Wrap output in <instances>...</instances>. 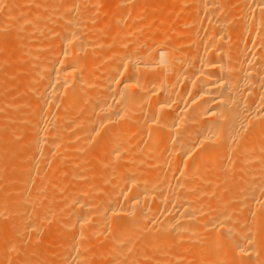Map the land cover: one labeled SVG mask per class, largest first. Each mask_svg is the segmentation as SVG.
Returning <instances> with one entry per match:
<instances>
[{
    "label": "bare ground",
    "instance_id": "1",
    "mask_svg": "<svg viewBox=\"0 0 264 264\" xmlns=\"http://www.w3.org/2000/svg\"><path fill=\"white\" fill-rule=\"evenodd\" d=\"M0 18V67L23 61L0 71L20 92L0 97L1 264L43 217L70 237L11 264H264V0H0ZM67 166L83 183L39 204Z\"/></svg>",
    "mask_w": 264,
    "mask_h": 264
},
{
    "label": "rangeland",
    "instance_id": "2",
    "mask_svg": "<svg viewBox=\"0 0 264 264\" xmlns=\"http://www.w3.org/2000/svg\"><path fill=\"white\" fill-rule=\"evenodd\" d=\"M0 19H1V18H0ZM10 38L12 39V41H14V39H13L14 37H13V38L10 37ZM12 41H11V44H12ZM6 47H8V46H6ZM9 47H10V46H9ZM4 49H5V48H4ZM5 50H6V49H5ZM5 50L0 49V51H2V52H0V53H6L7 50H6V51H5ZM8 50H10V49L8 48ZM3 51H5V52H3ZM2 56H3V55H2ZM19 62H21V63H20L21 65L23 64V61H22V60H19V61H17V63H15V65H14V68H15V69L13 70V71L16 70L15 73L12 71L13 67H11L12 69L9 70V69H10V66H11L12 64L9 65V68L7 67L8 65H7V66L4 65V68H2L3 65H1V67H0V68H1L0 71H3L2 74H4L6 77L8 76L9 78H11L12 82H13V79H12V78H13V77L16 75V73L21 69V66L19 65ZM5 66L7 67V69L5 68ZM17 68H18V69H17ZM3 69H4V70H3ZM9 71H10V73L12 72V74L8 73ZM5 72L8 73V74H5ZM9 74H10V75H9ZM12 75H14V76L12 77ZM2 77H3V76H1L0 78H1V81H2V83H3V86H1L2 84H1V81H0V86H1V87H0V94H3V96L0 95V97L3 99L4 96H5L4 90H7V91H8L7 93L10 94V90H8V86L6 85V86H7V87H6V86L4 85V84H7V83L10 81V79H9V81L7 80V83H5L4 80H2V79H3ZM4 78H5V77H4ZM6 79H7V78H5V81H6ZM10 82H11V81H10ZM12 82H11V83H12ZM9 84H10V83H9ZM20 84H21V85H20ZM20 84H19L18 89H19V88L22 89V85H23V84H22V83H20ZM20 89H19L18 91H21ZM1 92H2V93H1ZM15 92L17 93V91H15ZM15 92L11 93L10 95H12L14 98H15V97H16V98L20 97V96H18V95H20V92L17 93L18 95H17ZM16 95H17V96H16ZM2 99H0V102H1L0 105H1V106L4 105V103H2V102H3ZM1 106H0V107H1ZM18 119H19V118H18ZM18 119H17V122L19 123L20 121H19ZM19 133H21V132H19ZM21 135H23V134L21 133ZM21 135H20V136H21ZM20 136H19V134H18V137H19V138L17 137V139L21 140ZM23 136H24V135H23ZM23 136H22V138H23ZM93 146H94V145H91V147H90L91 149L89 150V151L91 152V155H90V156H91V158H94V159L96 160V159L99 157V152H98V151H100V150L97 149V147H95V146L93 147ZM88 149H89V148H88ZM92 149H93V151H91ZM95 150H97V152H96ZM92 152L94 153V156H93ZM95 155H96V156H95ZM88 157H89V155H88ZM88 157H87V158H88ZM87 158H86V159H87ZM89 159H90V157H89ZM54 160H55V158H54ZM54 160H52V162H54ZM95 160H94V161H95ZM17 161H18V160H17ZM17 161H15V160L13 159V161H12V162L10 161V163H12V164H11L12 166H15V163H17ZM88 161H90V160H88ZM88 161H86L87 164H88ZM91 161H92V160H91ZM94 161H93V162H94ZM14 162H15V163H14ZM89 163H91V162H89ZM8 165L10 166L9 163H8ZM17 165H18V163H17ZM20 165H21V164H20ZM47 170H48V169H47ZM57 170H58V169H57ZM61 170H62V171H61ZM48 171H49V170H48ZM60 171H61V173H60ZM54 173H55V172H54ZM57 173H58V174H57ZM56 174H57V178H59V179H57L56 176H55V180H57L58 182H59V181H60V182L63 181V180H61V179H62V177H63V179H64V175H65V179H67V180H65V181H67V182H65V183H63L64 181L62 182L63 184H65L64 187L62 186L63 184H62V185H61V183L59 184V190L57 191V189H56V192H58V193H57V194H56V192L54 193V202L49 203V199H46V197L48 198V196H49V195H48V191H47V194H45L46 196L44 195V196H45V200H48V201L43 200L44 198L41 199V200L39 201V204H40V202H41L42 204H47V203H48V204H47V208L50 206L49 204H53V205H51V207H50L51 209H52V206L54 207L55 204H56V199H58L57 196H59V195L61 196V194H62V195H68L69 193H72L74 190H76V189L79 187V186L76 184V182L78 181V183H79V182L81 181L80 179H79L80 181H79L78 179H77V180L75 179L76 181L72 179V180L69 182V171H68V166H67V167H63V168H60V169L56 172ZM60 174H61L62 176H61ZM54 175H55V174H54ZM58 175H59V177H58ZM100 177H101L100 175H97L96 177H94V179L96 178L97 181H98V179H100ZM60 178H61V179H60ZM52 179H54V177H53ZM87 179H88V181H87ZM87 179H86V180H83V181H84V182H85V181L88 182V185L90 186V188H92V185H93V184H92V182L90 181V180H92V179H90V178H87ZM89 179H90V180H89ZM55 180H53V181L50 180L49 186H50ZM92 181H93V180H92ZM94 181H96V180H94ZM58 182L53 183V185L50 186V187L48 186V188L51 189L52 187H55V184H58ZM73 182H74V183H73ZM89 182L91 183V185H90ZM99 182H100V183H99ZM99 182H96V183H97V186L99 185V187H97L96 184L94 185L96 188H98L97 192H95L96 190H93L95 187L92 189V192L94 191V193H96V194L98 193L97 195L94 194L95 196H99V194H100V197H97V198H98V199H102V198L104 197L103 194L105 195V193H106V191H107V188L109 187L110 184H107V183L105 184V185L108 186V187L106 188V186H105V190H106V191L103 193L102 190H104V188L102 189V187L104 186V185H103L104 183L101 182V179L99 180ZM81 183H83V182L81 181ZM94 183H95V182H94ZM101 183H102V184H101ZM108 183H109V182H108ZM75 184H76V185H75ZM67 185H68V186H67ZM79 185H80V184H79ZM74 186H76L77 188L74 187ZM110 186H111V185H110ZM61 187H62V188H61ZM67 187H68V189H67ZM64 188H66L67 190H69V192H67V191L64 192V191L66 190V189L63 190ZM60 189H61V191H60ZM62 190H63V191H62ZM100 190H101V191H100ZM99 192H100V193H99ZM227 192L229 193V194L227 193L228 195H232V192H231V191H227ZM66 193H67V194H66ZM1 194L3 195V197L6 195V194H3V193H1ZM1 194H0V195H1ZM58 194H59V195H58ZM101 194H102V195H101ZM2 195H1V196H2ZM56 195H57V196H56ZM1 196H0V197H1ZM44 196H43V197H44ZM55 196H56V198H55ZM18 197H19V196H18ZM1 198H2V197H1ZM239 199H240V198H239ZM241 199H242V198H241ZM42 201H43V202H42ZM242 201H243V200H241V201L239 200V202H242ZM11 202H13V203H11ZM15 202H16V201H15ZM37 202H38V201H37ZM10 203H11L13 206H10V204H9V202H8L6 205H4L5 207L2 206V207L0 208V215H1L3 212H5V213L2 214L3 216H5L4 219L8 216V215H7L8 213H6V211L9 212V216L11 217L12 210H13L14 207H15L14 200H11ZM8 204H9V205H8ZM39 204H38V203H37V204L35 203L36 206L39 205ZM48 205H49V206H48ZM8 206H9V207H12V209H10ZM39 206H41V205H39ZM233 206H234V207H233ZM237 206H238L237 204H234V205L232 204V205H231V207H233V208H235V207H237ZM6 207H7V209H8V208H9V209L7 210ZM41 207H42V206H41ZM43 207H45V205H43ZM54 208H55V207H54ZM4 209H5L6 211H4ZM51 209H48V210H51ZM53 210H54V209H53ZM2 211H3V212H2ZM48 212H49V211H48ZM51 212H53V211H50L49 213H51ZM6 215H7V216H6ZM48 215H49V214H48ZM3 216H0V218H3ZM9 216H8V218H9ZM32 216H33V214H32ZM35 216H36V218H35V220H33V222L38 221V220H37V217H38V219H39V217H40V216L34 215V217H35ZM46 216H47V215H46ZM30 217H31V215H30ZM30 217H29V218H30ZM8 218H6V219H8ZM4 219H3V221H0L1 223L3 222V224H5L4 222L7 223V221H8V220H7V221H4ZM6 219H5V220H6ZM32 219H34V218H32ZM44 219H45V221H46V218H44V217L41 218L40 220L43 222ZM47 219H48V216H47ZM50 219H51V218L49 217V220H47L46 223H45V221L43 222V223H44V225H43L44 227H42V230L45 229V230H46L45 232L40 230V229H41V226H42V222L39 221V223H41V225H40V227H39L40 229L37 228V230H40V231H38V232L35 231V232L37 233V235L40 234L41 232H44V234L42 233L43 236H42V235L35 236L36 234L34 235V237L32 236V237L34 238L33 241H35V237H37V238H39V239H40V237H41L42 240H39V239L36 238L40 243H41V241H42V243H41V245H40V248L42 247L43 241L46 242L47 239H49V240H47V241H49L50 243H53V244H54V243H55V244L58 243L57 245H60L62 242H64V241H63L64 239H65V240H66V238L68 239V235H69V237H70V235H71V232H69L67 229H63L61 236H60V237H56V236H55V235H56V231H57L56 229H57L58 227H56L57 225H56V223L54 222V220H50ZM28 221L31 222L30 219H29ZM52 221H53V222H52ZM31 223H32V222H31ZM36 223H38V222H36ZM47 223H48V225H47ZM51 223H52V225H51ZM3 224H1L2 227H4ZM1 225H0V226H1ZM28 225H29V223L27 224V226H28ZM49 225H51V226H49ZM54 225H55V226H54ZM21 226H22V225H19V226H17V227L15 228V230H13V232H12V236H14L13 238H14L15 240H14V239H13V240H14V241L16 242V244H17V248H16L15 250L17 251V250L20 248V251L18 250L17 252H18V253H19V252H20V253L22 252V253H21V254L19 253V254L17 255V254H16V251H12V250H9V251H8V250H6V254L4 255L5 257L2 259V260H3V261H2V264H4L5 261L7 262L6 264H8V262H9V264H11V263L14 261L15 258H18L19 261H22V260H23V257H24V251H25V249H26V248H25V243H26V241L24 240L25 243H23L22 241H23L24 235H23V234H22V235H19L18 233H19L21 230H22V231L24 230L23 233L25 234L26 230L28 229V231H29V229L31 228V226H28L29 228H27V226H26V227L24 226L25 228H27L26 230H25V228H23V226H22V227H21ZM2 227H0V228H2ZM45 227H46L47 229H46ZM53 227H54V228H53ZM43 228H44V229H43ZM32 229H33V228H32ZM32 229L28 232V234H27V232H26V234H25V236H26L27 238H29V240H32V238L30 237L31 235L29 236V234H33V233H31ZM54 229H55V230H54ZM2 230H4V229H2ZM19 230H20V231H19ZM52 230H54V231H52ZM22 231H21V232H22ZM49 231H51V232H49ZM1 232H2V231H1V229H0V234L3 233V232H2V233H1ZM21 232H20V233H21ZM33 232H34V230H33ZM35 232H34V233H35ZM39 232H40V233H39ZM46 232H47V235H48V236H45V238H46V237H48V238L45 240V238H43V237H44V235H46V234H45ZM67 232H68V233H67ZM54 233H55V235H54ZM64 233H65V234H64ZM66 233H67V236H66ZM18 235H19V236H22L23 238L21 239V237H19ZM27 235H28V236H27ZM50 235H51V236H50ZM18 237L20 238L21 241H19V238H18ZM26 237H25V238H26ZM51 237H52V238H51ZM63 237H64V238H63ZM16 238H17V239H16ZM25 238H24V239H25ZM30 238H31V239H30ZM50 238L52 239V241H51ZM53 238H54V239H53ZM62 238H63V239H62ZM43 239H44V240H43ZM37 240H36V241H37ZM36 241H35V242H36ZM35 242H34V244H33L32 242L30 243V241H29V242L27 241V243H28L29 245H28L27 243H26V244H27L28 246H37V244H36L37 242H36V243H35ZM91 242H92V241H91ZM93 242H94V241H93ZM19 243H20V244H19ZM40 243H39V244H40ZM23 244H24V245H23ZM90 244H91V243H90ZM91 245H92L93 248H94V246H98L97 243H93V244H91ZM38 246H39V245H38ZM18 247H19V248H18ZM40 248H39V249H40ZM10 251H11V254L9 253ZM36 251H38V253H40V254L36 253V254H38V256L41 255V253H42V252H40L41 250H40V251H39V250H36ZM12 253H13V254H12ZM55 253H56V254H55ZM53 254H54V255H53ZM53 254L51 255V256H52V259H50V257H51V256H50V257H49V261H46V264H48L50 261L53 262L52 264H57L58 262L61 261L62 258L59 259V257H58V255L61 256V254H58L57 251L54 252ZM10 255H11V256H10ZM8 256H9V257H8ZM17 256H18V257H17ZM53 256H55V257H53ZM7 258H8V260H6ZM21 259H22V260H21ZM16 260H17V259H16ZM14 262H15V261H14ZM19 263H21V262H17V264H19ZM0 264H1V262H0ZM14 264H16V263H14ZM39 264H40V263H39ZM43 264H45V262H43ZM49 264H50V263H49Z\"/></svg>",
    "mask_w": 264,
    "mask_h": 264
}]
</instances>
